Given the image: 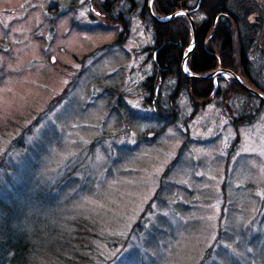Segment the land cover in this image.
Instances as JSON below:
<instances>
[{"label":"rangeland","instance_id":"374dc122","mask_svg":"<svg viewBox=\"0 0 264 264\" xmlns=\"http://www.w3.org/2000/svg\"><path fill=\"white\" fill-rule=\"evenodd\" d=\"M95 1L0 0V186L51 191L31 188L44 207L20 205L12 225L96 219V264H264V107L239 130L219 97L196 112L183 95L157 134L167 120L140 86L152 27L130 11L113 22Z\"/></svg>","mask_w":264,"mask_h":264},{"label":"trees","instance_id":"16d2710c","mask_svg":"<svg viewBox=\"0 0 264 264\" xmlns=\"http://www.w3.org/2000/svg\"><path fill=\"white\" fill-rule=\"evenodd\" d=\"M105 1L108 2L97 0L94 3L107 19L119 20L118 24L123 25L124 13L130 11L134 16L139 15L141 21L151 26L154 32L155 44L148 47L154 71L140 86L145 96L144 104L154 111L153 119L167 120L157 134L178 121V101L183 95L188 97V103L196 112L219 97L216 103L222 109L221 114L229 119L232 114H241L235 122L230 119L239 130L247 128L260 115L264 100L244 90L228 72L212 78L201 76L210 75L218 69L234 71L250 88L264 94V0H197L194 6L190 5L191 0H153L152 11L158 18L176 15L167 22L153 18L149 9L151 0H137L139 3L136 0H112L111 10H108L109 5ZM188 10L196 22L197 42L194 46L191 45V21L182 13ZM198 12L203 15L199 20L196 19ZM120 42L112 44L119 45ZM107 46L113 47L111 44ZM191 46L186 70L198 78L189 77L182 69V62ZM235 95L239 100L247 96L250 102L245 106H236L232 102ZM256 104L258 107L255 109ZM33 181L32 178L23 181V178L14 177L13 180L9 177L4 186H0V264H96L94 260H88L96 234L92 229L97 225L103 231L104 227L96 219H85L84 224L82 217L76 216L65 222L61 230L55 223L53 226L34 224L22 214L18 217L21 221L19 227L12 225L11 220L20 205L32 206L34 211L42 210L43 205L35 206L36 193L42 192L39 194L41 200L49 199L47 196L51 191L42 190L41 185ZM31 188L36 192L34 195L30 192ZM51 234L54 239L50 238ZM129 256L127 260L132 258L129 262L132 264L135 258Z\"/></svg>","mask_w":264,"mask_h":264},{"label":"water","instance_id":"95a60500","mask_svg":"<svg viewBox=\"0 0 264 264\" xmlns=\"http://www.w3.org/2000/svg\"><path fill=\"white\" fill-rule=\"evenodd\" d=\"M149 9H150V11H151V13H152L153 18H154L155 20H157V21L167 22V20H170V19H172L173 17L176 16V15L174 14V15H171V16H167V18H163V19H162V18H158V17L154 14V12L151 10V5L149 6ZM184 13L187 15V17H188L189 20L191 21V27H192V30H193V38H192V41H193V42H192L191 45H195V43L197 42V41H196V38H197L196 22H195V20L193 19V17L190 15L189 12L185 11ZM191 49H192V47L189 48L188 53L185 55L184 60H183V62H182V63H183V70H184V73H187V75H188L189 77L198 78L197 75L190 74V73H188V72L186 71V69H185V66H186V60L188 59V57H189V55H190V50H191ZM223 72H228V73H230L232 76L235 77L236 81L240 83V85L244 88V90H246V91H248V92H250V93H252V94H254V95L257 94L258 96H260V98H261L262 100H264V94H262V93H260V92H258V91L253 90L252 88H250V87H249L244 81L241 80V78L238 76V74L235 73L234 71L232 72V71H228V70H225V69H218V70L214 71V72H213L212 74H210V75H202L201 77H203V78H212V76L219 75L220 73H223Z\"/></svg>","mask_w":264,"mask_h":264},{"label":"flooded vegetation","instance_id":"af4514ba","mask_svg":"<svg viewBox=\"0 0 264 264\" xmlns=\"http://www.w3.org/2000/svg\"><path fill=\"white\" fill-rule=\"evenodd\" d=\"M105 3L109 5V6H108V8H109L108 10H111V8H112V6H113V2H112V0H108V2L105 1ZM99 12L101 13L100 10H99Z\"/></svg>","mask_w":264,"mask_h":264},{"label":"bare ground","instance_id":"6f19581e","mask_svg":"<svg viewBox=\"0 0 264 264\" xmlns=\"http://www.w3.org/2000/svg\"><path fill=\"white\" fill-rule=\"evenodd\" d=\"M186 66H187V63H186ZM186 66H185V69H186ZM183 67V65H182ZM183 69V68H182ZM187 71V70H186ZM236 73V72H235ZM230 74V73H229ZM239 76V75H238ZM234 77V76H233ZM240 77V76H239ZM235 78V77H234ZM242 80V79H241ZM246 117V116H245ZM247 118V117H246ZM243 122V121H242Z\"/></svg>","mask_w":264,"mask_h":264}]
</instances>
